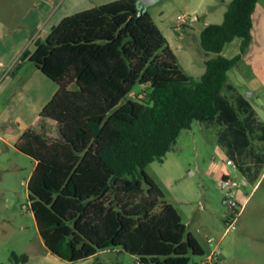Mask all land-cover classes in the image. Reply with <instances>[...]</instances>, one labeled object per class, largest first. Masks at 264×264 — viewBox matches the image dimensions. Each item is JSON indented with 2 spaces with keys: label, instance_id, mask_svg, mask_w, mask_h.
<instances>
[{
  "label": "trees",
  "instance_id": "obj_1",
  "mask_svg": "<svg viewBox=\"0 0 264 264\" xmlns=\"http://www.w3.org/2000/svg\"><path fill=\"white\" fill-rule=\"evenodd\" d=\"M258 2L231 0L224 20L204 27L201 44L217 55L206 59L200 79L180 67L149 10L132 14L137 0L67 15L23 53L58 84L38 123L16 142L37 161L29 198L52 253L96 264H105L107 249L129 252L138 264H190L192 254L205 253L146 168L163 161L194 121L220 124L219 142L239 159L264 131L249 98L240 95L236 107L223 91L253 39ZM237 37L241 51L223 55ZM137 82L144 93L122 103ZM29 257L13 255L17 264Z\"/></svg>",
  "mask_w": 264,
  "mask_h": 264
},
{
  "label": "rangeland",
  "instance_id": "obj_2",
  "mask_svg": "<svg viewBox=\"0 0 264 264\" xmlns=\"http://www.w3.org/2000/svg\"><path fill=\"white\" fill-rule=\"evenodd\" d=\"M53 1L50 5L52 10L57 0ZM41 2L47 0H15L8 10L13 12V17L10 16L8 20H45L49 12L39 9ZM64 2L49 20H60L65 15L81 11L86 0ZM227 5L222 0H158L148 8L176 53L178 64L195 79H200L205 72L206 59L217 55L215 52L208 54L203 48L202 30L209 23L222 22ZM185 12H195L199 19L182 23L178 16ZM254 20L256 44L252 54L241 65L229 70L223 91L236 107V93L241 92L246 96L251 93L250 101L256 110L254 124L258 125L264 123V86L256 89L251 79L256 67L260 71L257 78L264 81V0H259ZM241 44L242 38L237 37L226 45L222 54L228 57L237 55L241 51ZM18 65L15 71H20V74H16L18 79L13 91L30 76L34 67L31 61L26 62L23 68H18ZM228 83L235 84V89L228 88ZM144 89L137 82L122 103L128 98H138ZM9 98L8 90L1 101L5 102ZM221 129L218 123L194 121L191 127L182 130L177 143L164 160H155L146 170L164 191V199L177 207L188 231L204 247V254L191 255L190 264L202 261L211 251L209 238L221 241L222 264H264V177L254 188L264 169V160H259L257 156L264 154L260 147L263 140L255 136L261 129L252 135L254 151H247L250 163H244L243 167L231 165L228 170L224 164L229 155L219 142ZM34 167L33 157L16 147L8 148L0 140V264H17L14 253L40 256L48 250L29 198L28 182ZM223 173L235 180L236 184H221ZM253 176L257 178L253 179ZM243 179L249 183L240 185ZM144 187L147 189L146 183ZM229 192H233V195ZM241 194L245 199L249 197L244 205V199L240 202ZM232 221L233 225L228 229ZM100 256L105 264H138L137 256L126 251H106ZM73 264H96V260H79Z\"/></svg>",
  "mask_w": 264,
  "mask_h": 264
},
{
  "label": "crops",
  "instance_id": "obj_3",
  "mask_svg": "<svg viewBox=\"0 0 264 264\" xmlns=\"http://www.w3.org/2000/svg\"><path fill=\"white\" fill-rule=\"evenodd\" d=\"M64 1L65 0H57L53 10L50 6L54 2L53 0L41 2L39 4V9H42L45 13L49 12L45 20H8L10 16L13 15V12L10 13L8 10L15 4V0H0V101L4 93H6L8 90L10 93V98L7 101H1L0 140L8 148L16 147V142L25 132V130L30 126H35L38 123L40 111L58 89V84L34 64L30 76L28 75L25 80L21 81L15 87L14 91L12 90V88H14L15 82L18 79L17 75L20 74V71H14L16 65L21 64L20 67L23 68L26 62H30L28 59H23V53L28 50L33 51L36 47V41L38 39H45L51 32L52 28L66 16H63L60 20H49L55 11H58L60 7L65 4ZM109 1L112 0H86L81 10ZM222 1L223 3L229 5L228 1L230 0ZM72 5H74V3ZM228 5L224 9V17L225 12L228 9ZM255 21L256 20H254L253 39L248 50L243 54V57L238 65H241L243 60L246 61L245 59H249L254 45L256 44ZM254 69L256 70V77L254 75L251 81H253L255 84V88L259 89L262 87V85L264 86V81L260 80V78H257L258 74H260V71L256 67H254ZM240 95H242L241 92L235 94V101L237 103L239 101ZM246 97L250 99L251 93H248ZM263 124L264 123H262V125ZM255 136L264 138V131L262 132L261 130L259 134L256 132ZM262 140L263 143L260 147H262L264 150V139ZM249 149L254 151V147L251 145L246 150L244 158H234V160L237 162V167H243L244 163H250V155L247 153ZM257 156L259 160H264V154L262 156H259L258 154ZM228 157L229 156H227V158ZM154 162L155 161H153V163ZM36 164L37 161L35 160V166ZM229 166L231 165H228L227 163L224 164V168L227 170ZM248 168H250V166ZM225 176H227V180L224 178ZM263 177L264 169L261 177L257 179L254 188H256L260 179ZM252 178L255 179L257 177L253 176ZM226 182H229L231 186L236 184L235 180L231 179L226 173H223V179L220 183L225 186ZM248 183L249 181L247 179H243L240 185H247ZM241 195L242 198L240 199V202H243L244 199V205L249 197H246L245 199L243 194ZM106 251L112 250L107 249L101 251L100 255ZM113 251L120 250L114 249ZM18 264H73V262L59 257L48 249L45 254L40 256L30 255L29 260L26 263Z\"/></svg>",
  "mask_w": 264,
  "mask_h": 264
},
{
  "label": "built area",
  "instance_id": "obj_4",
  "mask_svg": "<svg viewBox=\"0 0 264 264\" xmlns=\"http://www.w3.org/2000/svg\"><path fill=\"white\" fill-rule=\"evenodd\" d=\"M199 19V16L195 12H185L181 13L178 16V20L182 23H191ZM227 164L237 166V162L234 160L233 157L227 158ZM232 196L233 192H229ZM233 225V221L228 226V229L231 228ZM209 243L211 246V251L205 256L202 261L195 262L194 264H221V255H222V247L221 241H216L215 238H209Z\"/></svg>",
  "mask_w": 264,
  "mask_h": 264
},
{
  "label": "water",
  "instance_id": "obj_5",
  "mask_svg": "<svg viewBox=\"0 0 264 264\" xmlns=\"http://www.w3.org/2000/svg\"><path fill=\"white\" fill-rule=\"evenodd\" d=\"M158 0H137L138 9L132 12L133 15H140L143 12L147 11L149 6L154 4ZM229 182H226V185H229ZM226 201V200H225Z\"/></svg>",
  "mask_w": 264,
  "mask_h": 264
}]
</instances>
